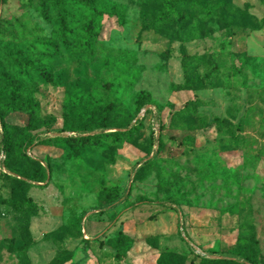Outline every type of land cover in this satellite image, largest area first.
<instances>
[{
	"label": "rangeland",
	"instance_id": "374dc122",
	"mask_svg": "<svg viewBox=\"0 0 264 264\" xmlns=\"http://www.w3.org/2000/svg\"><path fill=\"white\" fill-rule=\"evenodd\" d=\"M170 1L96 0L103 32L88 52L80 29L81 47L57 37L58 10L2 6L0 97L18 89L37 107L3 113L8 140L36 134L22 153L47 177L28 181L30 216L11 182L25 179L0 169V264H264V0ZM185 1L196 17L171 37L154 27L169 8L190 13ZM16 58L26 76L9 68ZM70 98L84 122L130 131L73 140L62 132Z\"/></svg>",
	"mask_w": 264,
	"mask_h": 264
},
{
	"label": "trees",
	"instance_id": "16d2710c",
	"mask_svg": "<svg viewBox=\"0 0 264 264\" xmlns=\"http://www.w3.org/2000/svg\"><path fill=\"white\" fill-rule=\"evenodd\" d=\"M42 7H43V14H48V9L50 8L58 10L59 17L57 19L58 26H57V37L61 38L62 41L66 44L69 40H76L77 47H81L77 31L84 34L85 40V50L86 52L89 51V49H86L90 46L93 40H100L102 32H103V20H104V12L103 10L99 9L96 5V0H38ZM150 1V0H149ZM159 2H168L170 4V0H157ZM222 3H225L227 1L232 0H219ZM6 0H0V3H2V6L5 4ZM185 3L188 4L187 1ZM59 6V7H57ZM199 5L197 4H188L186 9L190 10V13H183L176 8H169L168 14H166L162 20H159L158 22H155L154 27H158L162 29L163 33L171 37L172 36V25L174 24H180L182 22H186L187 20H191L192 18L196 17L199 14ZM74 9L73 10H70ZM3 10V7H2ZM75 10H80V13H77ZM237 15V14H236ZM215 17V14L211 13L210 10H207V16L205 18V22L211 21ZM146 18V16H145ZM174 18V22H170L168 19ZM4 14L3 11L1 13L0 17V31L2 29L3 23H4ZM144 23L146 24V20H144ZM172 23V24H171ZM180 33V30H178L174 35V37L177 39L178 35ZM37 47V48H36ZM39 50H47V47H45L43 44H37L36 46H33V51ZM9 68H14L18 75L26 76V73L28 72L29 67L21 61L16 58L12 62L10 61ZM127 81H133L134 78L132 76H126ZM124 79V80H126ZM119 82H123L122 80H119ZM21 87V84L19 85ZM5 91V88L3 89ZM3 93V92H2ZM1 93V95H2ZM68 103H70V107L67 108V114L64 118V127L62 132H72L75 133L77 136L73 138L75 141H87V140H94L99 136H107V137H113V136H119L128 133L130 130H128L127 125L119 124V125H112L108 123V120H105V122L102 124L97 120L96 122H93V124H89L84 122L86 117H88L89 113L85 109H81L77 115L72 113L73 106L71 105V98L67 99ZM75 105H77V102H74ZM85 106H91L90 101H87L85 103ZM0 125H1V132L0 134V149L2 148L6 159L4 161V166L7 170L5 174H9L8 171L13 172L15 174H18L23 177L25 180L17 179V178H11V182L13 186L19 190L18 194V200L19 203L27 209V213L32 216L35 213V209L33 208L32 202L30 199L26 197V193L30 189L31 183L33 182H44L47 177V173L45 171V168H43L41 162L35 159H31L24 153H22V148L25 145H31L34 141L35 135L31 134L30 132L25 133L22 136H19L16 140L13 142H10L8 140V131L6 130L7 123L4 124V119L7 113H11L12 111H23L25 113L33 114L37 110V107L34 103L31 102L29 97L23 98L21 96V92H19L18 89L12 88L11 91L7 95H2L0 97ZM115 109V105L113 104H107L105 110H102V115L105 116V119H108L109 114L111 111ZM4 113V114H3ZM93 114H91L92 116ZM75 121H78L77 126L75 125ZM5 130L6 132L4 133ZM68 138L66 137H57L54 139H47V144L57 143L59 145L65 144L67 142ZM15 159L18 160H28L30 162V166H34V172L31 173L29 170H20L18 169L14 164L13 161ZM153 160H150V164H152ZM149 164V165H150ZM45 166V165H44ZM146 170V166H142L137 172L135 173V179ZM24 237H25V244H28L32 238L29 233L28 225H26L24 229ZM246 262L243 264H253L250 260H245ZM229 262H232L229 260ZM158 264H167L164 262V260L161 258Z\"/></svg>",
	"mask_w": 264,
	"mask_h": 264
},
{
	"label": "built area",
	"instance_id": "2783aa9c",
	"mask_svg": "<svg viewBox=\"0 0 264 264\" xmlns=\"http://www.w3.org/2000/svg\"><path fill=\"white\" fill-rule=\"evenodd\" d=\"M1 13H2V3H0V17H1ZM0 130H1V125H0ZM6 159V155L3 151V149L1 148L0 149V169L3 171V172H7L5 166H4V161Z\"/></svg>",
	"mask_w": 264,
	"mask_h": 264
}]
</instances>
